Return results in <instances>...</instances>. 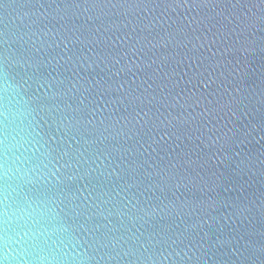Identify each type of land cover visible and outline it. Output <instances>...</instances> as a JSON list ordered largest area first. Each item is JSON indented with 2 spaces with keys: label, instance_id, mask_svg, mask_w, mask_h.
<instances>
[{
  "label": "water",
  "instance_id": "water-1",
  "mask_svg": "<svg viewBox=\"0 0 264 264\" xmlns=\"http://www.w3.org/2000/svg\"><path fill=\"white\" fill-rule=\"evenodd\" d=\"M0 264H264V0H0Z\"/></svg>",
  "mask_w": 264,
  "mask_h": 264
}]
</instances>
